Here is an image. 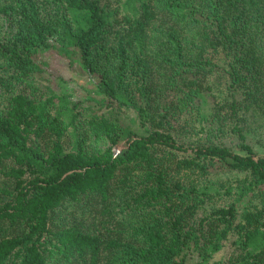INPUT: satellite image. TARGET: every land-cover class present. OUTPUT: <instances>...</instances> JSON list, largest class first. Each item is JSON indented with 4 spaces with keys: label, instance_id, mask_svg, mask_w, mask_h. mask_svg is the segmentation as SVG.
<instances>
[{
    "label": "trees",
    "instance_id": "trees-1",
    "mask_svg": "<svg viewBox=\"0 0 264 264\" xmlns=\"http://www.w3.org/2000/svg\"><path fill=\"white\" fill-rule=\"evenodd\" d=\"M0 1V264H264V0Z\"/></svg>",
    "mask_w": 264,
    "mask_h": 264
},
{
    "label": "rangeland",
    "instance_id": "rangeland-1",
    "mask_svg": "<svg viewBox=\"0 0 264 264\" xmlns=\"http://www.w3.org/2000/svg\"><path fill=\"white\" fill-rule=\"evenodd\" d=\"M1 3V1H0ZM9 33L4 20L0 18V38L5 39ZM62 57L58 52L52 50L44 53L41 61L46 64V72L39 77V84L54 88L59 92L65 91L73 98H86L88 92L95 91L96 80L90 77L82 68L77 59ZM2 89L0 88V101L2 100ZM94 94V93H92ZM138 101V97L136 98ZM122 149V146L115 148V151ZM224 252L218 254L213 260H219Z\"/></svg>",
    "mask_w": 264,
    "mask_h": 264
}]
</instances>
